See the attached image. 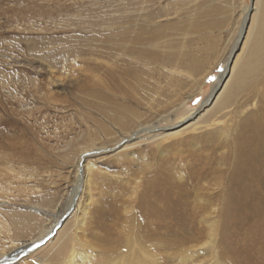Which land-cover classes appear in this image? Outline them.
I'll return each instance as SVG.
<instances>
[{"label": "rangeland", "instance_id": "obj_1", "mask_svg": "<svg viewBox=\"0 0 264 264\" xmlns=\"http://www.w3.org/2000/svg\"><path fill=\"white\" fill-rule=\"evenodd\" d=\"M171 1V7L176 1L181 7L196 4L203 15L206 4L217 11L210 13L206 28L167 33L178 51L196 55L197 71L179 93L176 82L183 74L156 66L147 99L138 95L143 106L134 107L140 116L136 121L169 127L192 111L203 115L177 134L156 141L134 139L123 147L124 130L100 108L101 93L114 90L95 76L103 73L97 65H108L123 43L113 38L116 28L101 25L130 0H0V264H46L61 238L73 244L69 248L78 256L87 257H95L94 248L109 238L134 240L142 221L136 195L164 165L173 168L165 173L168 181H181L191 191L188 201L196 213L190 221L167 220L160 239L150 241L165 264H264V207L232 206L225 200L242 179V173L233 171L230 151L239 118L248 111L264 113L261 58L253 60L252 73L234 82L226 104L202 106L221 76L227 78L228 57L244 26L239 4L249 6L253 0ZM134 23L141 27L144 22L137 18ZM132 25L127 23L123 36L136 27ZM181 100H186L187 113L179 107ZM206 144L215 155L211 166L186 173L185 156ZM169 187L165 183L163 190ZM104 203L116 212L100 215ZM22 243L25 247L15 256L5 255Z\"/></svg>", "mask_w": 264, "mask_h": 264}, {"label": "bare ground", "instance_id": "obj_2", "mask_svg": "<svg viewBox=\"0 0 264 264\" xmlns=\"http://www.w3.org/2000/svg\"><path fill=\"white\" fill-rule=\"evenodd\" d=\"M170 3H172L171 0H130L125 5L124 10H120L121 12L117 16L116 14L114 15L115 18H109L111 22L104 25L100 24L101 27L110 28L111 26L112 28H116L113 38L115 40L121 38L123 41V43L120 42L122 45H120L119 50L117 46V49L113 50V54L109 56L111 60L106 62L108 65H100V63L97 65V68L102 70L103 75L101 74V77L99 76L100 74L95 76L99 83L107 85L114 90L111 93H105L104 91L101 93L100 97L104 101L100 108L106 118L112 120L120 129L124 130L126 134L125 140L119 142V145L134 139L156 141L162 139L165 135L177 134L182 129H188L201 119L203 115L199 114L197 110L192 111L188 116L179 121L177 125L175 124L169 127L163 125L148 126L136 121L140 116L139 110L136 111L134 107L140 108L143 103L141 100L147 99L150 93L148 90L150 77L155 71L156 66L160 67V69L167 68L171 74L174 72H178V74L181 72L183 74L176 82V90L179 93V90L184 88L187 83L189 75L195 70L197 71L196 67L198 66L199 60L196 55L191 53V50L182 52L179 50V52L177 43L174 42L175 38L171 36L172 34L168 35L167 33H172L171 30H181L183 27L190 28V31H197L199 27L206 28L211 23L210 13L215 12L214 8L216 10V7H208L210 4L208 6L206 4V8L208 9L204 12L208 14V18L198 20L200 17H207V14L203 15L202 9L199 10L200 7L198 5L193 4L191 6L188 3V6L181 7L182 4H178L176 1L175 5L171 7L169 6ZM241 3L239 7L240 12H243L244 26L228 57L229 70L226 71L227 78H224L225 75L223 77L220 75L221 78L217 85L214 86L213 91L202 103V106L211 104L212 107L216 104L218 106L226 104L227 96L230 94L229 92L234 82L239 77L243 78L252 73L253 69L255 70L253 68V60L259 56L261 63H264V39L258 37L259 34L260 36L264 35V0H253L249 6L243 1ZM203 9L205 10V8ZM174 16L176 17L175 19ZM197 16L199 17L197 18ZM137 18H142L144 22L140 23L141 25L143 24L141 27L137 23H134V20ZM125 21L128 24H133L132 26H136L132 28V32H135L134 36L130 35L132 32L128 36H123L124 33L126 35L128 32L124 29L128 27L127 23L124 25ZM137 29L139 30L136 31ZM128 30L130 29L128 28ZM188 33V31L185 32V34ZM131 43L134 46H131ZM239 43H242L241 50L235 53ZM126 47L128 55L124 54L126 53ZM167 48H169L168 51L165 50ZM119 56L123 58L121 59ZM138 95L142 98L141 100H139ZM185 101L181 100L179 103V107H184L183 113H187ZM162 119L166 120L165 117ZM183 124L184 126H182ZM180 125L182 127L176 130L165 134L163 132L166 129H173ZM137 142L135 141L129 145H135ZM179 143L180 146L185 145L184 142ZM126 146L128 144L123 145V147ZM208 146L209 144H206L201 147V151L191 150L187 157L185 156L189 162L186 165V173L203 171L211 166L215 155L212 149L209 148L210 146ZM230 148L232 156L234 157L233 171L234 173H242V179L240 178L238 184L226 193V203L236 206L250 205L264 207V113L256 114L248 111L244 117L239 118ZM98 150L104 151V148H99ZM172 169L171 166L165 165L159 167L158 171H154V173L158 174L151 176L144 188L136 195V212L140 215L139 217H141L142 221L141 230L134 232V240H127L125 242H120L119 240V244L118 240L114 241L109 238L108 242H104L105 244L100 245L99 248H94L98 250L95 257H87L84 254L78 256L74 249L69 248L73 244L70 246V243L66 244L64 242L65 239L61 238L58 239L53 249L49 251V261L46 260L48 262L46 264H165V257L162 252L160 250L156 252L151 250L154 244H150V241L155 238L160 239L162 228L167 224V220L169 222L174 219V221H181L183 219L190 221L196 217V213L193 211L192 201H188L191 191L189 192L181 181L180 183H172L171 180L168 181L170 176L165 173H172ZM165 183L170 184V187L168 189L166 188V191L163 190ZM114 208L109 207V203H104L100 206L98 213L106 217L116 212ZM106 228L109 230L108 225H106ZM157 244H159L158 241L155 247L158 246ZM95 246L97 247V245ZM22 247H25L23 243L18 244L5 255L13 256L12 253H14L15 256V253L17 254V251H21Z\"/></svg>", "mask_w": 264, "mask_h": 264}]
</instances>
